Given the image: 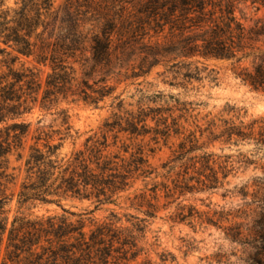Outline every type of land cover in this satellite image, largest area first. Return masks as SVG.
Wrapping results in <instances>:
<instances>
[{"label": "trees", "instance_id": "trees-1", "mask_svg": "<svg viewBox=\"0 0 264 264\" xmlns=\"http://www.w3.org/2000/svg\"><path fill=\"white\" fill-rule=\"evenodd\" d=\"M57 1L21 0L15 8L0 2V56L15 55L10 64L0 61L2 264H139L146 254L141 244L149 222L160 213L161 200H173L177 194L218 191L225 187L233 170L228 161L219 163L213 154L195 155L201 148L193 142L190 146L182 143L170 164H174L171 171L180 164L183 172H167L164 176L172 180L173 188L154 184L149 189L148 180L156 172L149 165L146 146L139 144L132 153L130 147H122L125 155L111 149L120 134L132 139L153 134L156 143L172 133L178 135V121L168 126L167 119L158 118L162 109L140 107L137 113L123 114L125 100L117 92L123 85L140 86L141 80L160 67L165 69L160 76L172 77L170 86L186 89L213 76L207 62L220 61L230 64L235 79L243 86L264 95V15L259 16L264 12V0H63L58 5ZM250 8L254 9L252 18L246 13ZM21 57L32 58L35 70H15L13 64ZM43 70L47 71L44 80L40 78ZM163 97L155 95L149 100L157 103ZM108 101H113L110 108L117 111L105 124L107 133L117 135L114 146L107 134L94 136L70 156L61 158L64 142L73 137L66 110L56 113L58 130H37L35 149L26 162L27 178L18 195L19 209L28 205L60 206L67 199L118 206L126 199L130 209L145 218L124 215L125 225L112 212L89 233L82 221L75 223L67 216H77L68 211L62 216L36 219L21 213L10 223L6 206L13 178L8 172V158L24 147L31 129L24 117L33 105L40 104L46 111L58 110L63 102L103 109ZM149 121L155 122L156 128H151ZM256 129L260 130L259 138ZM57 137L60 143L54 145ZM212 140H255L264 145V120L248 126L225 122V129ZM139 181L145 188L131 194ZM203 217L195 209L182 206L171 220L176 224ZM222 220L220 217L218 221ZM205 221L218 226L214 218L206 217ZM255 229L256 243L264 242V220ZM236 230L230 229L229 237L239 240L243 233L241 227ZM253 249L260 251L256 245ZM171 259L170 254L162 255L163 264ZM252 261L264 264L259 254Z\"/></svg>", "mask_w": 264, "mask_h": 264}, {"label": "rangeland", "instance_id": "rangeland-1", "mask_svg": "<svg viewBox=\"0 0 264 264\" xmlns=\"http://www.w3.org/2000/svg\"><path fill=\"white\" fill-rule=\"evenodd\" d=\"M20 1L0 0L9 8H15ZM62 1L58 0L57 5ZM246 13L249 18L254 17V9L250 8ZM263 15L264 12L259 16ZM0 48H3L1 44ZM14 56L1 55L0 61L10 64ZM206 66L209 71H214L213 76L201 83L194 82L186 89L170 86L172 77L160 76L165 71L160 67L148 79L141 80L140 86L127 88L123 85L117 92L118 95L123 94L125 100L123 114L125 111L137 113L140 107L162 109L163 112L158 118L167 119L168 126H172L174 120L178 121V126L175 128L179 131L178 135L172 133L170 138H159L156 143L153 141V134L144 139H132L128 135L120 134L116 147L111 149L114 153L123 152L122 155H125L122 147H130L132 153L137 145L146 146L149 165L153 172H156L151 180H148L149 189L154 184H168L173 188L172 180L168 181L164 176H167V172H183L180 164L171 171L174 164H170L182 143L190 146V142H193V145L201 148L195 155L213 154L219 163L228 161V165L233 170L232 175L225 182V187L218 191L186 196L177 194L175 199L170 201L162 199L160 213L155 220L149 222L145 241L141 244L146 254L142 255L139 264L146 261H150L151 264H163L162 255L168 254L173 261L167 264H255L252 260L256 254H259V260L264 261V242L259 240L256 243L255 236L257 223L264 220V145L258 144L255 140L240 143L212 140L225 129V122L248 126L254 121L264 120V95L252 91L235 79L229 63L209 61ZM13 68L35 70V61L32 58L21 57L13 64ZM3 71H6L4 64ZM46 74L47 71L43 70L40 78L44 80ZM160 94L164 97L157 100V103L149 100ZM112 102L108 101L103 109L63 102L58 106V110L51 111L42 109L40 104L33 105L32 111L24 117V120L31 124L24 147L8 158V172L13 178L8 186L7 194L10 201L6 206L10 223L21 213L36 219L62 216L65 215L64 211H68L77 216H67L75 223L82 221L85 232L89 233L96 224L105 222L112 212L118 214L125 225L127 222L123 218L124 215L131 214L145 218L141 213L130 209L131 203L126 199L121 200L118 206L99 205L95 200L67 199L60 206L28 205L19 209L18 195L27 178L26 162L32 154V149H35L36 138L39 135L37 130L39 128H45L46 131L58 130L60 123L57 121L56 113L66 110L73 127V137L64 142L63 148L59 151L61 158L70 156L80 149L87 139L94 136L107 134L110 145L114 146L117 135L107 133L105 128V124L117 113L110 108ZM39 122L41 124H38ZM149 126L156 128V123L149 121ZM50 127L53 129H49ZM259 131L256 129V138H259ZM59 143L57 137L53 144ZM39 145L42 146L43 142ZM144 188L145 183L139 181L131 194ZM160 196H164L163 191ZM176 199L178 200L175 204L164 208V205ZM182 206L193 208L205 217L201 220L196 218L175 224L171 218H174ZM81 215L84 216L79 217ZM206 217L214 218L218 226L209 225L205 221ZM220 217L223 218L222 221H218ZM238 227H241L243 236L239 240H234L229 237V234H232L229 230L233 229V232H237ZM255 245L260 251L253 249ZM2 259L3 256L0 257V264Z\"/></svg>", "mask_w": 264, "mask_h": 264}]
</instances>
